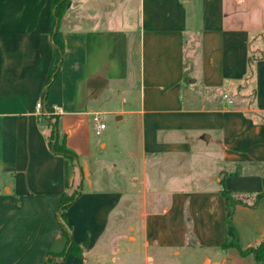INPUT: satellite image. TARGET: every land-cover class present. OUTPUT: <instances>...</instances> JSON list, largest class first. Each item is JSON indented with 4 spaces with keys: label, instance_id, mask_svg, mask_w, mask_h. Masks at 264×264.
<instances>
[{
    "label": "crops",
    "instance_id": "1",
    "mask_svg": "<svg viewBox=\"0 0 264 264\" xmlns=\"http://www.w3.org/2000/svg\"><path fill=\"white\" fill-rule=\"evenodd\" d=\"M54 1L0 0V264H257L221 248L220 191L264 192V0H69L47 86ZM247 202L241 250L264 241Z\"/></svg>",
    "mask_w": 264,
    "mask_h": 264
},
{
    "label": "trees",
    "instance_id": "2",
    "mask_svg": "<svg viewBox=\"0 0 264 264\" xmlns=\"http://www.w3.org/2000/svg\"><path fill=\"white\" fill-rule=\"evenodd\" d=\"M69 4V0H55L52 5V15H51V35H52V43L57 53V62L55 68L53 69L51 75L47 80V86L51 83L52 76L54 77L56 74V70L61 60V53L63 49L62 36L58 29L59 22L65 13V10ZM57 24V25H56ZM47 93V90L43 92V97ZM48 144L50 149L56 153L65 156L71 161H75L77 156L68 150L64 144V142L60 139L58 131H57V122L53 123L51 126V130L48 136ZM221 195L224 199L225 203V239L221 244V248H235L237 249L241 255H249L251 254L257 264H264V241H261L257 245L250 247L245 250H241L239 248L238 243V235L236 229L232 222V215L236 205H246L249 199L252 198V204H255L258 200L264 197V192L255 193L254 196L251 192H233L226 190L225 188L221 189ZM76 196L75 190L70 194L62 193L59 200V212L58 219L63 227L66 236V250L65 252L78 253L80 255V247L71 243L68 236V228L65 222V211L67 207L73 202ZM251 202V201H250Z\"/></svg>",
    "mask_w": 264,
    "mask_h": 264
},
{
    "label": "rangeland",
    "instance_id": "3",
    "mask_svg": "<svg viewBox=\"0 0 264 264\" xmlns=\"http://www.w3.org/2000/svg\"><path fill=\"white\" fill-rule=\"evenodd\" d=\"M68 7V6H67ZM67 9V8H66ZM66 11V10H65ZM101 118H102V120H103V122L105 123V125H106V129L102 132V134L100 135V136H96L95 134H94V131H93V129H92V131H93V135H94V138H95V140H98V139H100V138H102L103 137V135L105 134V133H107V132H109L110 134H111V132H112V126H113V122H112V117L111 116H101ZM113 164H114V166L116 167V169H117V171H116V174L118 173V171L120 172L121 171V169L122 168H124V166H123V164L122 163H120V160H118V161H114L113 162ZM114 166L113 165H111V168H110V170L107 172V174H109V176H110V179H108L107 180V183L108 184H110V186H115V181H113L112 179H111V173H112V170H113V168H114ZM81 171V170H80ZM81 173V172H80ZM87 173V172H86ZM82 174V173H81ZM173 259V258H172ZM174 261H177V264H182V263H187V261H188V259H176V258H174Z\"/></svg>",
    "mask_w": 264,
    "mask_h": 264
},
{
    "label": "built area",
    "instance_id": "4",
    "mask_svg": "<svg viewBox=\"0 0 264 264\" xmlns=\"http://www.w3.org/2000/svg\"><path fill=\"white\" fill-rule=\"evenodd\" d=\"M222 97L226 101L227 104L232 103V100L227 95H223ZM42 109H43L42 101L37 102L35 105V112L37 113V115L39 116L45 115ZM91 122H92V129L94 131V134L96 136H100L106 128L105 123L101 119V114L98 112L93 113L91 116Z\"/></svg>",
    "mask_w": 264,
    "mask_h": 264
}]
</instances>
